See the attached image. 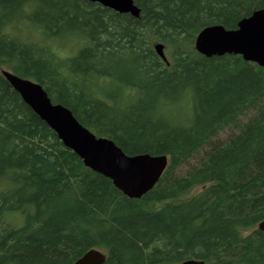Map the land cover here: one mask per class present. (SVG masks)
I'll use <instances>...</instances> for the list:
<instances>
[{"label": "trees", "instance_id": "obj_1", "mask_svg": "<svg viewBox=\"0 0 264 264\" xmlns=\"http://www.w3.org/2000/svg\"><path fill=\"white\" fill-rule=\"evenodd\" d=\"M134 2L138 17L87 0H0L1 69L41 83L125 153L168 156L129 198L0 73V264H72L90 248L103 264H264V66L194 46L204 26L235 28L264 0Z\"/></svg>", "mask_w": 264, "mask_h": 264}, {"label": "water", "instance_id": "obj_2", "mask_svg": "<svg viewBox=\"0 0 264 264\" xmlns=\"http://www.w3.org/2000/svg\"><path fill=\"white\" fill-rule=\"evenodd\" d=\"M87 1L99 3L118 13L139 16L140 10L134 0ZM194 46L206 57L239 54L246 61L264 66V10H254L232 29L220 24L204 26L196 34ZM153 47L166 60L163 44L157 42ZM0 73L65 147L72 150L86 167L109 178L124 195L140 198L156 184L167 166V155L127 154L112 139L97 136L82 125L69 108L52 102L38 81L5 68L0 69ZM256 229L264 232V218L257 223ZM105 259L101 249L90 248L72 264H103ZM178 264H203V261L186 259Z\"/></svg>", "mask_w": 264, "mask_h": 264}, {"label": "rangeland", "instance_id": "obj_3", "mask_svg": "<svg viewBox=\"0 0 264 264\" xmlns=\"http://www.w3.org/2000/svg\"><path fill=\"white\" fill-rule=\"evenodd\" d=\"M54 48L57 50L58 53L68 56V55H72V53L74 52V50L76 48V45L71 44V43L64 45V44H58L57 42H55ZM229 134H230L229 130H225V131L219 133L218 137L216 138V141L222 142L223 140H225L227 138V136ZM204 187L205 186H196L192 190H190L189 192L185 193L184 195H182L178 198H175L173 200L154 205V208H158V207H160L163 204L168 203V202H179L182 200H186V199L198 194L199 192H201Z\"/></svg>", "mask_w": 264, "mask_h": 264}, {"label": "flooded vegetation", "instance_id": "obj_4", "mask_svg": "<svg viewBox=\"0 0 264 264\" xmlns=\"http://www.w3.org/2000/svg\"><path fill=\"white\" fill-rule=\"evenodd\" d=\"M257 226V225H256ZM262 232V231H261Z\"/></svg>", "mask_w": 264, "mask_h": 264}]
</instances>
